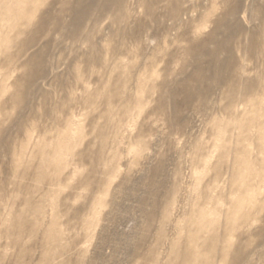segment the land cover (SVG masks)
<instances>
[{"label":"rangeland","instance_id":"rangeland-1","mask_svg":"<svg viewBox=\"0 0 264 264\" xmlns=\"http://www.w3.org/2000/svg\"><path fill=\"white\" fill-rule=\"evenodd\" d=\"M76 1L0 0V264H264V0Z\"/></svg>","mask_w":264,"mask_h":264},{"label":"bare ground","instance_id":"bare-ground-1","mask_svg":"<svg viewBox=\"0 0 264 264\" xmlns=\"http://www.w3.org/2000/svg\"><path fill=\"white\" fill-rule=\"evenodd\" d=\"M24 1V0H23ZM34 1V0H33ZM39 1V0H38ZM49 1V0H48ZM3 2H4V0H3ZM28 2V1H27ZM2 3V2H1ZM116 3H118V4H120L121 5V2L119 1V0H117L116 1ZM28 4V3H27ZM33 5V4H32ZM42 5H43V3H42ZM41 5V6H42ZM83 5H84V0H77L76 1V9H77V11H78V13H79V17H77V18H75L74 19V21H73V27H76L77 26V21H79L80 20V18L82 19L84 16H86L87 15V11L86 10H84V7H83ZM32 7V6H31ZM34 7V6H33ZM31 9V8H30ZM35 9V8H34ZM33 9V10H34ZM12 10V9H11ZM32 10V11H33ZM37 10V9H36ZM39 11V10H38ZM4 13V12H3ZM23 13V12H22ZM24 15V14H23ZM28 16H29V14H28ZM24 19V18H23ZM31 19H33V18H31ZM5 21V20H4ZM21 22V21H20ZM22 23V22H21ZM13 25V24H12ZM21 25H23V24H21ZM264 27V26H263ZM3 29V28H2ZM261 34V33H260ZM22 37V36H21ZM25 38V37H24ZM7 42V41H6ZM18 44V43H17ZM25 44V43H24ZM18 46V45H17ZM13 49V48H12ZM17 49V48H16ZM6 58V57H5ZM32 59V58H31ZM31 59H30V61H31ZM33 59H34V57H33ZM33 61V60H32ZM35 61V60H34ZM17 62V61H16ZM11 63V62H10ZM14 63V62H13ZM25 63H26V61H25ZM28 63V66H29V62H27ZM217 64H218V72H217V74H218V76H220L221 75V71H222V66H223V62L221 61V62H217ZM2 66V65H1ZM216 66V65H215ZM24 68V67H23ZM25 69V68H24ZM21 71V70H20ZM200 74H201V71H200V69L199 68H197L192 74H190L189 76H187L186 78H184L183 80H181V81H179L178 83H177V88L176 89H180L181 91H184L188 96H192V95H195V94H199L200 93V89H199V87H200V85L201 84H203V82H204V80H205V78H204V80H203V78L200 76ZM16 78V77H15ZM16 81V80H15ZM241 87V86H240ZM248 90H250V85L248 84V86L246 87V91H248ZM241 93V92H240ZM18 95V94H17ZM240 95V94H239ZM21 96V95H20ZM22 97V96H21ZM16 98V97H15ZM19 98V97H18ZM17 98V99H18ZM258 99L259 98H257V96L255 97V96H252V95H250L249 94V91L247 92V93H245V95L243 96V98H242V103H244V102H249V103H251L252 105H257V106H260L259 105V101H258ZM16 100V99H15ZM20 100V99H19ZM15 102V101H14ZM248 103V104H249ZM264 110V109H263ZM243 115H246V113H244ZM261 116H264V111H263V113H262V115ZM253 119H256V116L255 117H253ZM253 121V120H252ZM254 122V121H253ZM253 122L251 123V124H253ZM240 129H242V130H244V126L242 125L241 127H240ZM256 129H257V131H256V134H257V141L258 142H260V141H264V123H259V124H257V126H256ZM215 130V129H214ZM220 129H218V134L221 136V132L219 131ZM215 132V131H214ZM223 132V131H222ZM225 132V131H224ZM217 134V133H216ZM218 135V136H219ZM217 137V136H216ZM215 137V138H216ZM260 141H259V140ZM259 147H260V149H262V146L259 144ZM61 147H59V146H57L56 147V151H57V149H60ZM42 162H43V164L44 163H47V162H45V161H43L42 160ZM242 186V185H241ZM240 190V189H239ZM250 190V189H249ZM237 191V190H236ZM243 191V190H242ZM240 192V191H239ZM237 193V192H236ZM205 194V193H204ZM240 194V193H239ZM205 196V195H204ZM210 197H212L211 195H209ZM206 197V196H205ZM245 198V197H244ZM200 199H201V196H200ZM246 199V198H245ZM251 199V197H249V199L248 200H250ZM211 200H213V199H211ZM206 201V200H205ZM244 202V201H243ZM243 202L241 201V202H239V201H237V202H235V204L233 205V211H238L237 209L238 208H240V207H243L244 206V204H243ZM207 204H209V203H207ZM202 205H204V204H202ZM210 205V204H209ZM212 209V208H211ZM195 211V210H194ZM196 212V215H197V219L198 220H196L197 222H201V223H204L206 220H208L207 222H208V225L205 227V229H207V231H209L208 232V237H207V240L205 241L204 240V242H205V246H207V247H209L208 249H213L214 248V244L216 243L215 241L217 240V236H215V235H213L212 233H211V224L213 223V220L212 219H206V215H207V211L205 210V209H199V210H197V211H195ZM237 214V215H236ZM246 215H248V214H246ZM246 215H244V216H242V215H238V213H233L232 215H230V218H229V220H228V223H227V226H230V227H233L235 224H236V220L237 219H239V218H241V217H245ZM194 218H196V217H194ZM247 219V218H246ZM242 220V219H241ZM240 221V220H239ZM238 221V222H239ZM248 221V220H247ZM246 221V222H247ZM237 222V223H238ZM244 222H245V220H244ZM245 222V223H246ZM240 223V222H239ZM242 224H244L243 223V221H242ZM241 224V225H242ZM240 225V224H239ZM238 226V225H237ZM199 229V228H198ZM200 231H201V229H199V230H196V231H194V234L193 235H191V236H189L188 237V239H186L187 240V244L184 246V248H183V251H182V255H183V262H182V264H202L203 263V261H202V258H201V255L200 254H197L196 253V251L195 250H190V248H189V246H190V244L191 245H193V248L194 247H196L197 246V240H198V238H199V233H200ZM213 232V231H212ZM225 236V235H224ZM224 239V238H223ZM225 242L226 243H228L226 240H225ZM173 244V251H174V249H177L178 250V248L176 247L177 245L175 244L174 245V243H172ZM184 245V244H183ZM172 246V245H171ZM231 249V248H230ZM222 250V249H221ZM177 257V256H176ZM182 261V260H181ZM232 261L233 262H235V258H233L232 259ZM178 264V263H177Z\"/></svg>","mask_w":264,"mask_h":264}]
</instances>
